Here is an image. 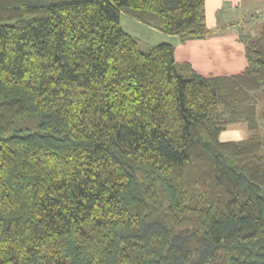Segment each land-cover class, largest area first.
<instances>
[{"label":"trees","instance_id":"1","mask_svg":"<svg viewBox=\"0 0 264 264\" xmlns=\"http://www.w3.org/2000/svg\"><path fill=\"white\" fill-rule=\"evenodd\" d=\"M122 14L212 33L205 0H0V264H264V49L204 75Z\"/></svg>","mask_w":264,"mask_h":264},{"label":"rangeland","instance_id":"2","mask_svg":"<svg viewBox=\"0 0 264 264\" xmlns=\"http://www.w3.org/2000/svg\"><path fill=\"white\" fill-rule=\"evenodd\" d=\"M232 2L231 0H227ZM241 2L233 7L227 5L218 13L216 23L219 27L235 25L240 38L247 42L257 41L261 48L264 49V0H240ZM121 24L123 28L138 37L140 47L144 50H149L153 45L163 42L173 43L178 47L179 60L183 57L192 56L198 70L206 75L230 74L236 73L242 69L243 56L237 50V45L232 41L235 36L221 38V43H218L217 34L218 28L212 29L211 44H195L182 49L178 39H175L170 34L162 31H154L149 33L150 25L138 21L126 14L121 16ZM236 35L235 32H229ZM210 35V36H211ZM177 36V35H173ZM179 37V36H177ZM214 37V38H213ZM180 38V37H179ZM180 43H183L182 40ZM226 62L234 63L235 66L229 68ZM261 132L264 133V117H262ZM250 131L247 125L243 122L234 123L222 132L221 140H236L248 137Z\"/></svg>","mask_w":264,"mask_h":264},{"label":"crops","instance_id":"3","mask_svg":"<svg viewBox=\"0 0 264 264\" xmlns=\"http://www.w3.org/2000/svg\"><path fill=\"white\" fill-rule=\"evenodd\" d=\"M232 2L230 1H227V0H205V3H206V11H207V24L209 26V28L212 30L214 29L215 27L218 28V24L216 23V20H217V15L218 13H220V11L224 8V6H228V7H233V6H236L238 5L241 1L240 0H231ZM236 26L235 25H230V27H225V26H222V27H219V29L217 30V34L219 37H217V41L218 43H221V38L224 40V36L227 38L229 36H235L232 41L234 43H236L237 45V50H239V53L240 55L243 56V62H242V69H239L238 72L244 70L248 64L247 62V58L245 56V50H246V45H245V42H243L241 40V38L239 37V34L237 32V29L235 28ZM150 34L153 33L154 31H159L158 29L150 26V30H147ZM229 32H235L236 35L232 34V33H229ZM213 34V33H211ZM210 34V35H211ZM208 36L204 39H194V40H186V41H183V43H180L181 39L177 36H169V37H174L175 39H178L179 41V44H180V47L182 49L186 48V47H190L192 45H195V44H200V43H203V44H211L213 43V41H211V38L212 36L214 35H211V36ZM214 38V37H213ZM176 58L178 61H190L193 66L198 70V68L196 67V63L194 62V57L192 56H188V57H183L182 55V59L179 60V52H178V47L176 46ZM228 62H226L227 64ZM236 62L234 63H228L227 65L229 66V68H231L232 66H235ZM199 71V70H198ZM200 72V71H199ZM236 72V73H238ZM201 73V72H200ZM203 74V73H202ZM230 74H234V73H230ZM206 75V74H204ZM217 75H221V74H217Z\"/></svg>","mask_w":264,"mask_h":264}]
</instances>
